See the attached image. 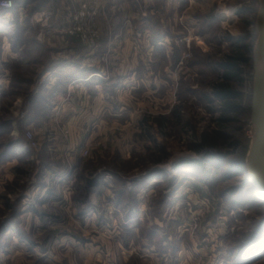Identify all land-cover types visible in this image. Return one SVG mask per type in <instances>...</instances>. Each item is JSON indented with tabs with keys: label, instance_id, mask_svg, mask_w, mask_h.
<instances>
[{
	"label": "rangeland",
	"instance_id": "obj_1",
	"mask_svg": "<svg viewBox=\"0 0 264 264\" xmlns=\"http://www.w3.org/2000/svg\"><path fill=\"white\" fill-rule=\"evenodd\" d=\"M83 1L30 0L27 10L0 17V32L7 31L0 52L5 43L18 57L0 58V120L11 119L0 145L27 146V130L38 137L30 115H40L39 76L53 64L108 65L109 57L98 54L103 42L108 51L115 43L120 54L145 49V64L124 71L134 74L131 86L93 91L111 97L118 116L104 119L107 130L91 138L86 159L69 163L73 179L52 176L51 198H31L42 173L39 150L28 148L33 163L23 160L0 174V228L15 225L0 232V258L6 264H264L262 236L251 256H239L264 221V204L251 193L245 169L259 0H105L90 24L99 34L95 51L61 33ZM40 10L51 19L38 39L32 15ZM240 38L251 46V67L237 90L245 113L222 124L224 147L198 155L192 146L225 115L212 86Z\"/></svg>",
	"mask_w": 264,
	"mask_h": 264
},
{
	"label": "crops",
	"instance_id": "obj_2",
	"mask_svg": "<svg viewBox=\"0 0 264 264\" xmlns=\"http://www.w3.org/2000/svg\"><path fill=\"white\" fill-rule=\"evenodd\" d=\"M29 6V2L19 0L16 7L23 12L30 8ZM2 16L5 18L4 12H0V17L4 20ZM6 22V20L2 21V23ZM0 34L6 35L7 31H2ZM114 38L116 39L117 37L114 36ZM3 45L2 47L5 48L4 50L2 48L0 52L1 61L18 58L16 54L8 49V44ZM107 48L106 42H103L98 54L102 56L105 54L109 57L108 65L103 63L94 65V67L72 65V69L69 70V65L58 63L53 64L52 69L44 70L39 76L40 79L47 71L54 72L51 79L46 80L42 85L40 84L43 89L39 94L37 93L38 95L34 97L35 99L33 98L35 110L36 108L39 109L40 115H33L34 112L30 115V125L34 124L36 134L42 141V147L38 152L40 160H35L38 165L42 166V173L38 183L33 186L32 199H43V197L44 199H49L52 197L53 195H49L50 192L47 190L50 187V183L53 182L52 176L58 178L67 173V163H75L79 148L88 146L87 144L93 136L98 133L101 134L103 130H107V127L103 125L104 119L118 116L116 108L109 103L112 102L111 97L104 98L100 95L101 93L93 97V91L102 89L107 94L108 92L113 94L112 90L115 91L116 88L125 86L127 82L131 86L134 74H125L124 71L126 69L135 71V67H138V62L142 67L145 64L142 53L145 49L142 52L140 51V53H132L129 50H125L126 54H120L122 51L116 47L115 43L112 50L108 51ZM122 55L125 56L123 57ZM22 64L27 66L29 63L22 62ZM122 72L124 74H121ZM104 77L107 78L105 79ZM77 80L79 81L72 87L73 90H69V83ZM123 81L124 83H122ZM55 123L68 129L69 137L67 141L62 140L55 129ZM14 134L16 132H13V137L15 136ZM23 160L26 163H33V154L25 144L18 143L15 156L0 164V174H6V170ZM71 166L75 169L74 165ZM14 227L15 225L9 223L4 224L1 226L0 232H7ZM6 261L7 257L4 259L0 258V264H6Z\"/></svg>",
	"mask_w": 264,
	"mask_h": 264
},
{
	"label": "trees",
	"instance_id": "obj_3",
	"mask_svg": "<svg viewBox=\"0 0 264 264\" xmlns=\"http://www.w3.org/2000/svg\"><path fill=\"white\" fill-rule=\"evenodd\" d=\"M251 63V46L246 43L244 38H240L237 40V44L233 47L231 54L220 63L219 67L222 70V75L219 78V82L212 86V93L214 97L222 103L225 115L219 120L220 125H218V129L200 135L197 143L191 148L196 154L200 155L205 150L216 151L224 147L227 142V137L223 132L225 129L222 124L232 123L236 116L245 113L241 108V94L237 90L242 86V74L245 72L244 69H250ZM10 127L11 119L0 120V132L4 133V135L10 132ZM17 144V141L11 140L10 143L7 142L4 145H0V164L15 156ZM252 192L253 191L251 190V193ZM253 195H255L254 192ZM262 202L264 204V200H262ZM263 235L264 221L258 226V231L254 234L252 243L247 246L243 245V249H241L239 256L251 253L252 250H250V248L252 249V245L260 246L262 242L260 239L264 237ZM251 254H249V256H251Z\"/></svg>",
	"mask_w": 264,
	"mask_h": 264
},
{
	"label": "built area",
	"instance_id": "obj_4",
	"mask_svg": "<svg viewBox=\"0 0 264 264\" xmlns=\"http://www.w3.org/2000/svg\"><path fill=\"white\" fill-rule=\"evenodd\" d=\"M19 0H0V12H4L6 16L10 13H14L15 11H20V8H17V2ZM24 2H29L30 0H23ZM105 4V0H85L81 2L78 5L77 10L74 12L72 16V20L70 23V26L66 29L62 30L61 33H63L65 36L72 37L76 41L80 42L87 48H90L91 51H95L96 49V41L99 37L98 32L91 30L90 27L91 22L93 21L94 17L96 16L98 12V7L103 6ZM50 13H48L45 10L36 11L32 15V22L35 23L36 26L40 28V35L38 36V39L42 38V33L46 28L48 29V22L50 21ZM103 62H106L104 59ZM54 72L47 71L40 79L39 84H43L46 82V80L51 79ZM72 81L69 84V90L73 89L72 87L78 82ZM55 129L60 134L62 140L67 141L69 137V131L67 128L62 127L58 123H55ZM253 136V130L249 132V137L251 138ZM25 142L27 144V147L32 150H40L42 147V141L35 136V134L27 130L24 135ZM89 154V148L82 147L79 148L78 154L76 158L79 159H86ZM68 165V172L65 173L62 176H59L56 179V182L64 183L66 179H73L75 176V170L73 169L69 163ZM51 198V197H50ZM50 200H48L49 202ZM51 202V201H50Z\"/></svg>",
	"mask_w": 264,
	"mask_h": 264
},
{
	"label": "water",
	"instance_id": "obj_5",
	"mask_svg": "<svg viewBox=\"0 0 264 264\" xmlns=\"http://www.w3.org/2000/svg\"><path fill=\"white\" fill-rule=\"evenodd\" d=\"M256 30L257 45L253 52L261 55L259 71L256 72L252 98L250 123L253 136L245 160L247 182L251 183V190L264 200V0H259V12Z\"/></svg>",
	"mask_w": 264,
	"mask_h": 264
},
{
	"label": "bare ground",
	"instance_id": "obj_6",
	"mask_svg": "<svg viewBox=\"0 0 264 264\" xmlns=\"http://www.w3.org/2000/svg\"><path fill=\"white\" fill-rule=\"evenodd\" d=\"M226 18L230 19L231 17H230V15L228 14V15H226ZM261 59H262V57H261L260 54H258V53H256V52L253 54V60H254V66H255V70H256V72L259 71V65L261 64ZM253 182H254V181L249 180L247 183H248L249 185H251V183H253ZM255 196L263 200V198H262L260 195L256 194Z\"/></svg>",
	"mask_w": 264,
	"mask_h": 264
}]
</instances>
